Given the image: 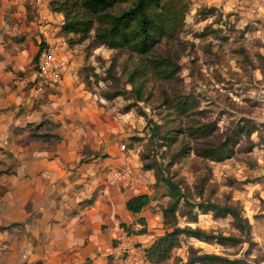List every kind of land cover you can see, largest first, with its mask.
<instances>
[{"label":"rangeland","instance_id":"rangeland-1","mask_svg":"<svg viewBox=\"0 0 264 264\" xmlns=\"http://www.w3.org/2000/svg\"><path fill=\"white\" fill-rule=\"evenodd\" d=\"M48 1L41 7L36 0H24L25 16L40 19L41 24L48 23L44 30L61 61L66 63L68 53L79 58L77 71H73L72 80L69 78L72 86L67 87L73 91L61 92V96L58 93L57 97L74 104L67 119L98 131L102 147L111 143L123 155V163L116 166L127 165L136 181L134 188L150 190L148 209L155 230L149 233L157 236L169 229L161 215L168 196L165 184L154 175L157 168L179 183L185 197L175 212L178 225L196 226L207 233L243 240L219 243L215 238L203 240L180 235L179 245L158 264H183L188 256L198 252L238 258L235 264H261L264 260V0H169L172 6L185 8L181 26L173 37H161L146 54L97 44L93 37L96 21L83 36L62 33V13L52 11ZM110 2L112 11L125 5L124 0ZM41 8L45 10L39 12ZM44 38L41 33L36 38V51L33 57L21 61L18 75L36 69V52L48 47ZM151 55H171L177 66L173 75L164 78L155 74L146 63V57ZM136 67L138 73L129 82V72ZM31 84L29 80L27 86ZM138 84L141 99H135L129 91ZM81 89L85 90L82 100L87 101L85 107L77 105L80 96L77 91ZM112 90H120V94L107 97ZM179 95H188L194 102L185 113L172 106V99ZM149 120L158 125L156 135H150ZM202 122L211 123V131L200 136L192 134L190 128ZM240 128L244 131L236 132L227 155L212 159L200 154L204 145L215 144ZM165 129H170L169 139L162 137ZM92 135L86 133L85 144L96 141ZM175 152L179 156L171 157ZM105 156L104 152L99 158ZM101 163L106 169L107 165ZM142 163L154 167L144 169ZM0 190L3 195V186ZM206 199L237 206L247 223V233H240L230 215L214 217L209 211L202 213L191 206ZM3 202L1 199L0 205ZM192 212L196 213L194 221L189 217ZM15 227L14 222H0V253L4 255L0 264H13L17 258L13 243L18 235ZM246 236L251 243L246 241Z\"/></svg>","mask_w":264,"mask_h":264},{"label":"crops","instance_id":"crops-1","mask_svg":"<svg viewBox=\"0 0 264 264\" xmlns=\"http://www.w3.org/2000/svg\"><path fill=\"white\" fill-rule=\"evenodd\" d=\"M23 1L0 0V189L5 190L0 222L17 226L13 264H116L107 249L122 222L128 226L141 217L143 231L137 240L142 251L156 237L149 233L155 230L150 199L137 212L124 205L136 193L150 196V190L137 191L133 174L119 184L107 182L111 169L127 167L116 166L123 163V155L111 143L102 147L98 131L67 119L74 104L57 95L73 91L67 87L77 71V55L68 53L66 63L61 61V78L54 85L36 89L35 70L16 73L22 60L33 57L40 33L49 48L53 43L44 30L48 23L26 17ZM45 1L35 3L42 7ZM84 92L77 91L78 107L87 103L82 101ZM86 133L96 139L88 146ZM104 152L107 156L100 159Z\"/></svg>","mask_w":264,"mask_h":264},{"label":"trees","instance_id":"trees-1","mask_svg":"<svg viewBox=\"0 0 264 264\" xmlns=\"http://www.w3.org/2000/svg\"><path fill=\"white\" fill-rule=\"evenodd\" d=\"M125 5L120 9L111 10L110 0H49L48 4L52 11L62 13V22L60 30L62 33H73L85 35L92 23L96 21L94 27V40L97 44H103L109 48L124 47L128 51L136 54H146L161 37L171 38L178 31L182 23L183 8L179 9L170 4L169 0H124ZM184 7V6H183ZM39 51V50H38ZM37 55V52H36ZM171 55L160 56L151 55L146 57V63L151 70L158 76L164 78L170 77L176 71L177 66L173 63ZM138 73L137 67L129 72L128 81L133 80V76ZM140 84L131 86L129 91L134 94L135 99H141ZM120 94V90H112L107 93V97ZM194 104L188 95H179L172 99V106L179 113L187 112ZM150 121V135H156L158 125ZM212 126L209 122H202L192 126L190 131L196 136L204 135L211 131ZM244 131L243 128L234 130L235 133L224 135V137L215 144L204 145L200 149V154L212 159H220L227 155L229 145L236 132ZM164 139L170 138V129H165L162 134ZM179 156L175 152L171 157ZM144 169L152 168L151 163H142ZM156 180L162 181L166 186V195L168 201L161 209L163 223L169 226L168 230L157 235L152 242L144 249L145 259L150 264H158L169 257L172 248L179 245L180 235L193 236L199 239L215 238L219 243L232 241L237 243L241 240L239 237L226 234L207 233L199 227L189 225L180 226L176 222V209L181 200L185 201L183 192L179 183L168 175H163L160 170L154 168ZM150 199L149 194L145 192L136 193L128 197L125 202V208L131 212L139 211ZM199 212H210L214 217L230 215L234 225L240 233H247V223L241 216L240 209L232 204H218L211 200H199L191 204ZM191 207V208H192ZM190 208V209H191ZM193 213V212H192ZM189 217L194 221L196 213ZM136 221L141 223V217ZM121 226L128 228L121 223ZM143 231L140 227L137 233ZM248 242L250 239L246 236ZM238 258H229L225 255L214 252H198L188 256L183 264L204 263L210 264L223 263L235 264Z\"/></svg>","mask_w":264,"mask_h":264},{"label":"built area","instance_id":"built-area-1","mask_svg":"<svg viewBox=\"0 0 264 264\" xmlns=\"http://www.w3.org/2000/svg\"><path fill=\"white\" fill-rule=\"evenodd\" d=\"M62 62L52 48L43 47L38 51L34 85L40 89L45 85H54L61 78ZM130 175L127 167L111 169L107 176L110 184H119ZM141 227L138 221H132L128 228L120 226L107 249V256L116 264H146L144 252L139 248L137 230Z\"/></svg>","mask_w":264,"mask_h":264}]
</instances>
